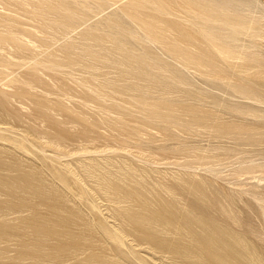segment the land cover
<instances>
[{"label":"rangeland","instance_id":"374dc122","mask_svg":"<svg viewBox=\"0 0 264 264\" xmlns=\"http://www.w3.org/2000/svg\"><path fill=\"white\" fill-rule=\"evenodd\" d=\"M21 2L24 0H0V14H13L9 15L14 19L9 18L8 24L14 30L35 40L44 37V41L36 40L44 44H38L42 50L20 47V52L0 56V106L5 111L3 116L9 117L0 119L3 161L12 159L22 165H34L39 175L41 172L53 181L58 187L55 189H60L72 201L71 209L80 210L81 222L92 221L100 234L92 231L96 245H105L104 255L116 258L117 264H213L206 259L212 258L207 253L198 256L195 243L198 246L204 236L218 237L222 228L239 240L238 250L244 251L245 264H264V151L259 146L264 144V0H252L255 3L252 11L256 13L254 20H247L249 35L236 34L235 38L222 39L221 25L214 29L218 30L216 36L221 32L219 39L223 41H217L218 44H223L224 50L232 47L239 56L236 60L223 59L218 54L220 45L216 43L217 50L211 44H200L197 37L186 38L188 26L181 29L180 46L184 49L181 51L187 57L184 64L190 66L189 61L197 56L195 61L205 67L208 64V71L201 76L184 65L181 69L173 60L174 0H54L63 8L59 11L63 14L55 16L24 8ZM133 19L142 22L141 25L134 24ZM58 24H62L61 28ZM44 28L43 34L40 31ZM35 31L40 34L35 35ZM67 31L68 36L63 35ZM86 32L89 33L83 41L76 39L67 46L69 38ZM156 32L162 33L156 36ZM108 35L113 39H108ZM148 37L156 38L161 45ZM48 47L49 53L53 51L59 57L52 59L55 60L53 68H41L38 72L34 69L35 63L47 57L48 51L43 52V48ZM70 52L77 58L72 54L67 59ZM82 52L90 60L94 57L92 62ZM105 55L108 61L104 60ZM94 59H97L96 65ZM97 68L100 69L96 71ZM82 83L97 86L96 90L101 89L98 92L105 96L92 94ZM13 98L26 102L27 112L19 110ZM234 126L239 133L236 137L230 133L225 141L222 135ZM40 135L57 142L62 150L42 144L38 140ZM81 148L88 149L83 153ZM226 157L231 159L230 164L222 168ZM91 161H109L116 166L125 162L146 178L144 188L143 184L136 186L138 183L132 177L125 180L124 193L135 188L136 194L148 203L131 206H137L138 215L144 213L154 219L166 212L171 218L174 214L171 221L176 231L173 236H161L175 244L188 243L191 256L184 259L183 252L175 255L166 248L155 251L147 245L149 240L129 229L124 238L115 240L117 233L113 226L118 221L109 210V202L81 172V163ZM71 168L78 169L76 174L81 176ZM234 172L241 175L235 176ZM0 174L8 176L5 171ZM22 196L28 201L37 199L29 193ZM3 202L0 199V206ZM45 205L40 209L34 207L32 213L25 210L20 218L13 216L14 220L7 225L11 223L20 230L3 235L5 242L0 253L8 259L0 257V264H34L32 258L38 259L33 249L43 234H36L34 227H39L35 224H41L51 215L49 204ZM4 225L5 221L0 220V228ZM193 236L201 238L198 243L191 241ZM48 240L54 241V237ZM51 242L45 247L51 248ZM216 251L214 259L218 262ZM85 258L63 260L67 261L65 264H82Z\"/></svg>","mask_w":264,"mask_h":264},{"label":"bare ground","instance_id":"6f19581e","mask_svg":"<svg viewBox=\"0 0 264 264\" xmlns=\"http://www.w3.org/2000/svg\"><path fill=\"white\" fill-rule=\"evenodd\" d=\"M34 1L35 0H32V1L31 0H24V2H21V4H23V3L25 4L24 8H25V6H27V8L31 7L33 9V11H38V12L43 13V14H48L49 16H51V15L55 16V15L63 14V13L59 12L60 10H63L62 6L59 8V6L54 3V0H40V1L37 0V3H35L36 1L35 2ZM35 4H38V6H35ZM173 4H174V6H173L172 11H171V17H173V22L175 24V31H174L175 32V38L174 39L172 38V39L175 41V45H174V48H172V49H174V51L170 50L171 52H174V54H173L174 59L173 60H174L175 64H177V66H181V69L183 68L182 65H184V68L187 67L191 71H193L194 74H198L200 76L205 75V72L208 71L206 68L208 66V64H206V67H205L203 64L198 63L200 61H195V59L198 58V56L195 58L193 57L194 60L191 59L189 61L190 66H187L186 64H184V60H185L186 55L184 54V52L181 51L182 47L180 46V44H181V42H180V31H181V29L183 27L188 26L189 32L186 33V38L197 37L196 40H198L200 42V44H201V42L203 44H211L212 47L214 46L213 49H216L218 47L216 45V44H218L217 41L221 42L220 40H222L224 38H228V37L235 38L236 34L238 36L249 35L251 29L247 23V20L248 19L254 20V18H255L254 13H256L255 11H252V8L255 6V3H253L252 0H199V1L198 0H174ZM66 11L68 12V10H65V12ZM9 15L14 16L13 14H4V15L0 14V56L5 57L7 55V53L10 54V52H15L16 50L20 49V47H21V49L24 47V48H26V50L28 49L30 51H32L31 49L42 50V46L38 45V44L43 43V42H37L36 41V40H39L41 36L38 37L39 39L35 40V39H32L28 35H23L20 32L14 30L8 24V22L10 23L9 18H11V19H14V18L9 17ZM34 16H36V14H34ZM41 17L42 16H40L39 19H41ZM51 18H53V17H51ZM15 19H16V16H15ZM36 19H34V20H36ZM137 21L134 20V24L136 23V25H138V24L141 25L142 22L137 23ZM42 22H44V21L42 20ZM61 22H62V20H61ZM45 23L48 24L47 22H45ZM51 23L49 25H51ZM49 25H47V26H49ZM60 25H62V24H60ZM60 25H59V27L61 28ZM145 25H142V26L145 27ZM219 25H221L220 29H219ZM35 26H33L34 29L36 27L40 28V25H38L39 27L38 26L35 27ZM18 27H16V28H18ZM50 27L51 28H57V27H52V26H50ZM144 27H142V28H144ZM148 27L150 28V26H147V28ZM20 28H22V27H20ZM142 28H140V30ZM45 29L46 28H44L40 32L42 33ZM152 29H155V28H152ZM214 29H219V31L222 30L224 32V33L222 32L223 36H221V32L219 34L221 36V38L223 37L222 39H219L220 38L219 35L218 36H216L217 34L215 35V33H216L215 31H218V30L214 31ZM144 30L146 31L147 29H144ZM144 30L142 29V31H144ZM150 30H151V28H150ZM36 31H38V30H36ZM36 31H35V33H36ZM154 31H156V30H154ZM31 32H34V30L33 31L31 30ZM40 32H37V33L40 34ZM44 32H43V34H44ZM37 33L35 35H37ZM64 33L65 34H63V35L68 36V31L64 32ZM88 33L89 32H86V34H83V33L79 34V36L76 38H69L67 46L71 45V44L69 45L70 42H72V44H73V41L76 42L77 41L76 39L83 41L87 37ZM145 33L147 34L149 32L146 31ZM158 33L159 32H156V36ZM160 33H162V32H160ZM24 34H26V33H24ZM55 36H56V34H55ZM108 36H109L108 39L112 38V37H110V35H108ZM49 37H51V36L49 35ZM59 37H57V38H59ZM148 38H150V37H148ZM41 39L43 40L44 37H42ZM108 39H106V40H108ZM150 39L152 40V38H150ZM155 39L156 38H154V40H152V41L154 43H157L158 40H155ZM108 41H110V40H108ZM114 41H112V42H114ZM47 42H50V41H47ZM52 42H54V41H52ZM158 43L160 44V42H158ZM221 43H219L218 45H220L219 47L222 49L221 50H220V48L219 49L217 48V49L219 50L218 54L223 59L236 60L239 57L237 54H235L231 50L232 47L230 49L224 50L223 44L221 46ZM89 44H90V42H89ZM100 44H103L101 46H104V42L101 43V40H100ZM100 44H99V46H100ZM93 45H95V44H93ZM186 45L187 44H185V46ZM49 49H51V48H49V47L45 48V49L43 48V52H47ZM59 49H60V47L58 48V50ZM191 49L194 50L193 48H191ZM213 49L211 51H213ZM182 50H184V49L182 48ZM20 51H22V50H20ZM36 51H38V50H36ZM194 51H192V52H194ZM43 52H41V54H43ZM67 52H68V50H67ZM90 52H93V51L90 50ZM97 52L99 53V51H97ZM74 53H76V51ZM78 53H79V50H78ZM82 53H84L85 56L87 55L85 52H82ZM98 53H96V54L98 55ZM209 53H210V50H209ZM47 54H49V55H47ZM72 54L73 53L70 52V55L67 59H71L74 56V54H73V56H72ZM89 54L92 56L91 53H89ZM89 54H88V56H89ZM187 54H189V56L190 55L192 56V54H190V52H188ZM44 55H45V53H44ZM94 55H95V53H94ZM46 56L47 57L45 58V56H44L45 59L43 58V60L40 62H39V60L38 61L36 60L37 61L35 63L36 68H34L35 66H33V68L36 71L39 72L45 67L53 68L55 66V63H53V62H55V60H52V59L59 57L57 55V53H54L53 51H51L50 53L48 51V53H46ZM80 56H81V54H80ZM104 57H105L104 60L108 61V60H106V55ZM74 58H77V57L74 56ZM93 58L94 57H92L91 60L88 58L89 59L88 62H92ZM35 59H37V58H35ZM84 59H85L84 60V62H85L86 58H84ZM80 60L82 61V59H80ZM96 60H95V63L93 62V64H95V65L97 62ZM202 60H203V58H202ZM11 61L14 62L12 59H11ZM18 62H19V60H18ZM84 62H81V63L84 64ZM60 63H62V62H60ZM63 63H64V60H63ZM86 63L87 62H85V64ZM101 63H105V62H101ZM58 67L60 68V66H58ZM68 67H71V66H68ZM6 68L3 67V69H6ZM73 68L74 67H72V69ZM86 69H88V68H86ZM99 69L97 68L96 71ZM1 70H2V68H1ZM128 71L129 70H127V73H128ZM89 72H90V70H89ZM92 72H94V70ZM208 76L215 77L214 75H211V74ZM24 83H26V82H24ZM83 84L84 83H82L81 85H83ZM83 86L85 88L87 87V89L91 93L96 92L94 94H97V95L99 93L98 91L101 90V89L96 90L97 86H95V85H94L95 87L94 86L92 87L90 84H85ZM32 87H34V86H32ZM32 87H30V88H32ZM100 92H102V91H100ZM99 94L102 95L104 93H102V94L99 93ZM100 95H98V96H100ZM104 96H105V94H104ZM12 100H13L14 105L18 106L19 110L20 109H23V110L26 109L27 106L24 107V105H27V104H25L26 102L25 103L19 102L15 98H13ZM28 103L30 104V101ZM29 107H31V106H29ZM4 112H5L4 109L3 108L1 109V106H0V119H2V120L4 118L5 119L9 118L8 116H3ZM25 112H27V110ZM230 133H232L233 136L236 137L235 134L239 133L237 126L231 127V129L227 128V131L225 130V135H222L223 138L225 139V141H227V139L230 138ZM38 140H40L41 143L45 144V145H49V146L55 145L56 147H54V146L52 147L54 149L56 148L55 150H57V148H59V151H60V149H61L57 142L51 141L45 135L38 136ZM19 143L20 142H18V144ZM260 145L263 146L261 150L264 151V144H259V146ZM21 146L22 145H20V147ZM82 149L83 148H81V150ZM84 149L87 150L88 148L87 149L84 148ZM84 149L82 150V152L84 151ZM2 152L3 151H0V171L7 172L8 176L6 178L5 176L2 177L0 174V199H4L3 204L0 206V220L5 221V225H4L5 227L0 228V247H1V244L5 242V240L3 239L4 238L3 235L8 233V232L16 234V232L19 228V227H13V225H11V223L9 225H7L11 220H14V219H12L13 216L16 215L15 218H17V215H18V218H20L22 213H24L26 211L31 212V211H33L34 207H38L40 209V208H42V206L45 207L46 206L45 204L48 203L49 205H47V206L52 211L51 215L49 217L45 218V220H42L41 224H35V225H39V227H34V228H36V231H35L36 234L37 233L43 234V237L41 236V238H38V240L35 241V243L38 244V246L34 247L33 250H34L36 256L38 257V259L32 258L31 261L34 264H57V263L65 264L67 261H64L63 259L66 257H72L74 259H76V257H78V258L86 257L83 260L82 264H117L114 262L117 260L116 258H114L112 256L109 257V256L104 255L105 252H103V250H105V245L100 244V243H98L99 245H96V243H97L95 241L96 237L92 233V231L96 235H100V234L94 228L95 226L93 225L92 221L89 220V221L81 222L80 210L71 209L72 208V206H71L72 201H70L69 197L67 195H65L63 192H61L60 189H55L57 186L53 181L48 180L47 179L48 177H45L44 176L45 174H43L41 172L39 175L36 171L37 169L34 168V165H29V164L28 165L27 164L22 165L20 163L13 161L12 159L10 161H7V163H5L3 161V158H2ZM79 153H81V152H79ZM229 160H231V159H228L227 157L222 160V165H221L222 168L226 167L230 164ZM102 162L101 163L96 162V161L95 162L91 161V162H87V163L82 162L80 167H81V172L83 173V175L88 177L92 181V183L94 184V189L96 188V190H98L100 193H102L104 195V198L106 197V200H108V202H109V206H108L109 210L112 211L111 213L113 214V217L115 218L116 221H118V224H115L113 226L114 231L117 233L116 236L114 237L115 240L118 238L117 241H120V239L124 238L125 231H127V229H129L130 231H132L134 234L140 236L145 241L149 240L150 242L147 243V245L150 248H153L155 251H158V249L166 248L168 250L171 249L175 255H177V252H183L184 253L183 254L184 259H187L188 256H191V254L190 255L188 254V252H190V248H191L190 246L187 245L188 243L183 244L181 242H178L175 244V242H168L167 239H165L164 237L161 236V235L173 236V233L176 231L175 230L176 229L175 224H172V221H171V220H173L174 214H172V218H171L170 214H168L166 212V213H164V216L161 214L158 218L154 219V218H149L144 213H141L142 212L141 208H139L141 211V212H139V214L140 213L141 214L138 215L137 214L138 211L135 212V209H137V206L136 205L131 206V204H135V203L143 204L142 202H144V204H146L147 202L145 203V201H144L145 199L143 200L141 196L136 194L135 188L126 189V191L129 190L128 194H130V196H132V198L128 194L124 193V187H125L124 182H125V180L128 179L129 177H132L134 179V181L136 183H138V185H136V186H139L145 182L146 178L139 176L137 170L135 168H132V167L126 165L125 162H124L125 168H124V164H121V165L119 164L116 166L115 165L116 163L114 164L113 162H109V161H106L103 163ZM73 169L71 168V171L74 174H76L77 171L79 172L78 169H75V170H73ZM124 171H126V172H124ZM138 171H140V170H138ZM238 173H237V175L235 173V176L241 175ZM240 173H243V172H240ZM11 175L13 178H10ZM79 175L81 176V174H78V176ZM143 188H144V184H143ZM26 193H29L31 195L33 194V196H35L37 199L33 198L31 201L26 200L22 196V194H26ZM124 194H126V195H124ZM137 199H139V200H137ZM174 201L175 200H173V202ZM26 208H28V209H26ZM145 211H147V210H145ZM151 212H153V211H151ZM32 216L33 215H31V217ZM163 217H164V220H163ZM190 225H191V223H190ZM30 227H32V226H30ZM83 228H84V232L82 233ZM187 228H186V230L189 229V228L188 229ZM19 230H20V228H19ZM219 231H220L219 235L216 238L213 236L210 237L208 235V236H204L203 240L199 241L201 238L198 240L196 238L197 236L196 237L195 236L190 237L191 241H196V242L199 241L200 242V243L197 242L199 244L198 246L195 243V245H196L195 247H197L195 252H197L198 256L202 255V257H203V256H205L203 254L207 253V256H211L212 258L207 257L206 259L208 261H211L213 264H215V263L216 264H245L243 262V258H244L243 252L244 251L238 250L239 249L238 247H240L239 240H237L236 238L230 237L229 234L227 233V230H225L223 228L220 229ZM194 233L196 234V232H194ZM92 234H93V237H89V235H92ZM120 235H122V236H120ZM13 236L14 235H11V237H13ZM52 237H54V241L51 240L52 241L51 242L48 239H50ZM208 237H210V238H208ZM198 238H199V236H198ZM47 242L52 243L51 248L45 247V245H48ZM215 249H217V251H218V252L216 251V253H218V255L216 254L218 257V262L214 259V256H215L214 250ZM98 250H100V252ZM192 251L194 252V250H192ZM195 252H194V254H195ZM0 257L8 259L5 255L2 256L1 253H0ZM44 258H47V259H44ZM16 260H18V259H16ZM20 260L21 259H19V261ZM201 260L202 259H200L199 261H201Z\"/></svg>","mask_w":264,"mask_h":264}]
</instances>
